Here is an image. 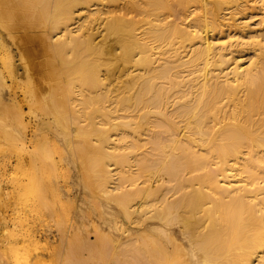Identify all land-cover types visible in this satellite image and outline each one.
Masks as SVG:
<instances>
[{
    "label": "bare ground",
    "instance_id": "6f19581e",
    "mask_svg": "<svg viewBox=\"0 0 264 264\" xmlns=\"http://www.w3.org/2000/svg\"><path fill=\"white\" fill-rule=\"evenodd\" d=\"M0 264H264V0H0Z\"/></svg>",
    "mask_w": 264,
    "mask_h": 264
},
{
    "label": "rangeland",
    "instance_id": "374dc122",
    "mask_svg": "<svg viewBox=\"0 0 264 264\" xmlns=\"http://www.w3.org/2000/svg\"><path fill=\"white\" fill-rule=\"evenodd\" d=\"M247 11H249V10H247ZM250 11L251 12H253L254 13V15L253 16H251V17H247V19H246V21H247V23L249 24V26L250 27H252V28H258L259 27V17H260V15H261V10L260 9H256V8H252V9H250ZM234 31H236V29H234ZM23 36H28V35H23ZM34 37V36H33ZM33 37L32 36H28V39L30 40V42H31V46L32 47H34V49H33V54L35 55V57L36 58H34L33 59V63H34V65L35 66H32L34 69L33 70H36V69H38V67L39 66H37L38 65V62H39V60H40V57L41 58H43V55L40 53V52H42L41 50V45H40V41H39V39H38V41L36 40V39H34V42H33ZM22 38V37H21ZM35 38V37H34ZM234 38H235V36H234ZM32 39V40H31ZM23 41H24V43H23V45L21 46V47H23L24 45L26 46V43H28L27 45H29L30 43L28 42V41H26L27 40V37H23V39H22ZM26 41V42H25ZM36 41V42H35ZM17 42H19V44L21 45L22 44V41L20 40V41H17ZM21 42V43H20ZM34 43V44H33ZM36 43V44H35ZM33 44V45H32ZM31 46H27V48H30ZM12 48H13V53H14V55H15V57H14V60H15V63H17L19 60V58H18V55H17V52H16V49H15V46L12 44V46H11ZM31 47V48H32ZM36 54L38 55V57L36 56ZM41 56H40V55ZM39 59V60H38ZM41 61V60H40ZM37 62V63H36ZM32 64V62H29V64ZM36 63V64H35ZM30 64V65H31ZM33 65V64H32ZM37 66V67H36ZM40 68V67H39ZM22 71V68H21V66H19V71ZM37 71V70H36ZM35 71V72H36ZM35 75V74H34ZM36 76H37V73H36ZM15 87V89H14V87ZM10 91L11 92H13L14 90L16 91V86H15V83H12V85L10 84ZM10 217L11 218H14L15 217V214L12 212V211H10ZM74 225H78L77 223H74ZM89 237H90V240H93L94 239V234L93 233H91V234H89Z\"/></svg>",
    "mask_w": 264,
    "mask_h": 264
}]
</instances>
